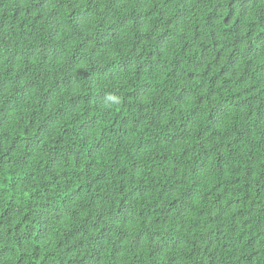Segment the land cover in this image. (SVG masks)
I'll list each match as a JSON object with an SVG mask.
<instances>
[{
    "label": "trees",
    "instance_id": "obj_1",
    "mask_svg": "<svg viewBox=\"0 0 264 264\" xmlns=\"http://www.w3.org/2000/svg\"><path fill=\"white\" fill-rule=\"evenodd\" d=\"M0 264H264V0H0Z\"/></svg>",
    "mask_w": 264,
    "mask_h": 264
}]
</instances>
